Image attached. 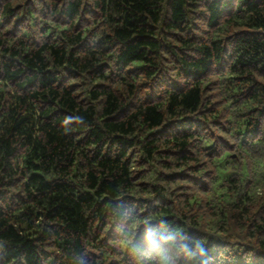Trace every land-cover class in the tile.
I'll return each instance as SVG.
<instances>
[{"label": "trees", "instance_id": "1", "mask_svg": "<svg viewBox=\"0 0 264 264\" xmlns=\"http://www.w3.org/2000/svg\"><path fill=\"white\" fill-rule=\"evenodd\" d=\"M0 264H264V0H0Z\"/></svg>", "mask_w": 264, "mask_h": 264}, {"label": "clouds", "instance_id": "2", "mask_svg": "<svg viewBox=\"0 0 264 264\" xmlns=\"http://www.w3.org/2000/svg\"><path fill=\"white\" fill-rule=\"evenodd\" d=\"M148 242H151V237L147 238ZM181 251L184 252L189 258L203 256V249L197 244L193 248L188 249L187 247H182Z\"/></svg>", "mask_w": 264, "mask_h": 264}]
</instances>
